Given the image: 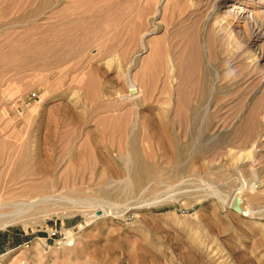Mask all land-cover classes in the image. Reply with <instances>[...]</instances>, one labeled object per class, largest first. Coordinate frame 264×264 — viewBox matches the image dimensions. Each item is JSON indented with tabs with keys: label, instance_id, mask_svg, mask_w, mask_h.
Listing matches in <instances>:
<instances>
[{
	"label": "rangeland",
	"instance_id": "374dc122",
	"mask_svg": "<svg viewBox=\"0 0 264 264\" xmlns=\"http://www.w3.org/2000/svg\"><path fill=\"white\" fill-rule=\"evenodd\" d=\"M223 1L0 0V264H264V24Z\"/></svg>",
	"mask_w": 264,
	"mask_h": 264
},
{
	"label": "bare ground",
	"instance_id": "6f19581e",
	"mask_svg": "<svg viewBox=\"0 0 264 264\" xmlns=\"http://www.w3.org/2000/svg\"><path fill=\"white\" fill-rule=\"evenodd\" d=\"M230 1V2H229ZM228 2H224L223 1V4H220V5H218V8H219V10L220 11H222L223 13H225V14H233V16L235 15V17L236 16H238V18H241V19H243V20H246V21H249L251 24H252V33L254 34V37H255V39H260L261 37H262V29H263V24H264V18H263V21H260L258 18H257V16H256V13L257 14H260L259 12H261V14L262 15H264V0H229ZM215 5H216V3H215ZM217 9V8H216ZM218 10V11H219ZM219 11V12H220ZM221 12V13H222ZM237 18V17H236ZM244 22V21H243ZM213 37H214V35H213ZM215 42V41H214ZM253 45V44H252ZM205 46V45H204ZM205 47H207V45L205 46ZM253 47V46H252ZM250 49V48H249ZM255 50H257V49H255ZM260 51H261V49H260ZM252 53V52H251ZM260 53H262V52H260ZM264 53V52H263ZM254 54H256L255 56H256V60L257 61H259L260 60V55H259V51H255V53ZM263 55V54H262ZM8 56V55H7ZM10 57H11V55H9ZM254 56V55H253ZM254 56V57H255ZM191 57V54H189L188 56H187V58H190ZM251 57H252V55H251ZM253 57V58H254ZM7 58V57H6ZM5 59V58H4ZM10 59V58H9ZM174 59L176 60L175 62H174ZM181 61V56H175V57H169L167 60H166V63H165V67H164V65H162L163 66V69L161 68V70H162V73H163V77H162V79H158V77H156L157 79L155 80L156 81V83L158 82V80L159 81H161L162 83H163V86L166 84V82H171L172 84L173 83H180L179 81H182V80H180V77L178 76L179 74V72H182L181 70H180V66L179 67H177V61ZM191 60L192 59H187V62H188V64L189 63H191ZM129 64H128V67H127V72H126V77H127V81H128V92L129 93H126V94H128V95H130V96H137V95H139V93L142 91V90H140V88L139 87H141V85L142 84H144L145 83V79H147V80H149L148 78H145V77H143V76H137V74H135L134 73V71L132 72L131 71V67H132V65L135 63V57L133 56V57H131L130 59H129ZM257 63V62H256ZM261 63V62H260ZM259 64V63H258ZM263 64H264V62H263ZM260 65V64H259ZM183 69V68H182ZM140 82V83H139ZM144 82V83H143ZM146 82H148V81H146ZM149 82H151V80L149 81ZM148 82V83H149ZM161 83V84H162ZM155 85V84H154ZM157 85V84H156ZM167 85V84H166ZM165 85V86H166ZM168 86V85H167ZM167 86L166 87H163L164 89L165 88H167ZM170 86V85H169ZM154 87V86H153ZM158 88V87H157ZM163 88H162V90H163ZM155 89H156V87H155ZM161 90V91H162ZM166 91V90H165ZM165 93V92H164ZM169 93V92H168ZM168 93H165V95H167ZM162 94V92L160 93V95ZM169 94H171V93H169ZM168 94V95H169ZM165 95H163V96H165ZM168 95H167V97H168ZM170 96H172V95H170ZM179 96H181V94H179ZM156 97V96H155ZM162 96H160V98H161ZM174 97H175V94H174ZM127 98V97H126ZM165 98H166V96H165ZM173 98V97H172ZM175 98H177V96L175 97ZM157 99V98H156ZM168 99H171L170 97H168ZM160 100V99H159ZM178 100H179V98H178ZM176 101V100H175ZM176 102H180V101H176ZM264 109V108H263ZM263 111V110H262ZM264 112V111H263ZM80 116V115H79ZM261 117H262V119L261 120H263L264 119V113H263V115L261 114ZM165 116H159V119H158V122H157V125H155V126H157L156 127V130L158 131V133H160V134H163V133H165V131H166V127H167V123H166V121H165ZM221 126H223V125H221ZM220 126V127H221ZM264 127V126H263ZM262 127V128H263ZM211 131V130H210ZM263 133L262 134H260V135H258L257 137H255L253 140H252V142H251V147L253 146V145H255V146H258V145H260L261 144V142H262V140L264 139V130L262 131ZM216 134V133H215ZM215 134H213L214 136H215ZM257 135V134H256ZM256 135H254V136H256ZM262 145V144H261ZM246 154L247 153H239L237 156H236V158H235V160H237L236 162H235V164L234 165H232L236 170H238V171H240V172H245V173H247V179L249 180V182H250V180H264V171L263 172H260V171H258V170H256L255 169V166L258 164L257 162H258V160H257V158H256V156L254 157V155H253V153H251L252 155L251 156H246ZM106 156V155H105ZM75 158H73V161H75L77 158H79V157H76V156H74ZM98 160L99 161H107L106 163H108V164H110V159L109 158H105V157H102V158H98ZM119 160L124 164V165H129V164H131L132 163V160L133 161H135V162H140V158L139 157H137V156H134V159H133V156L132 155H130L129 153H126L125 155H121V156H119ZM262 163V162H261ZM260 163V164H261ZM233 169V168H232ZM128 179V178H127ZM248 180H246V181H248ZM245 181V180H244ZM245 181V182H246ZM125 183H126V181H124ZM124 186V185H123ZM216 191V190H215ZM239 192V191H238ZM214 194V193H213ZM216 194H218L217 192H216ZM238 194V193H237ZM237 197V196H236ZM240 197V196H239ZM238 197V198H239ZM237 198V200H238V204H240L239 203V199L241 198H239L238 199ZM243 201V200H242ZM241 201V202H242ZM241 205H242V203H241ZM238 206V205H237ZM240 206V205H239ZM244 206V205H243ZM100 211H102V209H100ZM245 211V210H244ZM247 211V210H246ZM200 226H203V223L202 224H200ZM3 256V254L0 256V257H2Z\"/></svg>",
	"mask_w": 264,
	"mask_h": 264
}]
</instances>
